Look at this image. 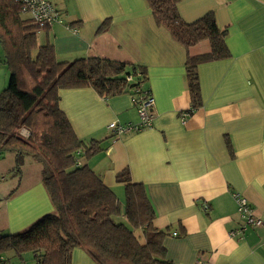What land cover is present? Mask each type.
Segmentation results:
<instances>
[{
    "label": "crops",
    "instance_id": "1",
    "mask_svg": "<svg viewBox=\"0 0 264 264\" xmlns=\"http://www.w3.org/2000/svg\"><path fill=\"white\" fill-rule=\"evenodd\" d=\"M51 2L62 21L39 29L37 44L49 42L58 61L94 56L146 69L140 87L154 98V116L152 125L140 131L117 135L108 127L112 121L138 123L131 92L104 98L91 87L58 91L59 107L76 136L86 145L100 141L102 150L86 163L115 194L118 221L128 225L124 183L116 180L127 170L133 183L144 186L155 213L152 225L170 232L163 245L172 264H264V0L177 3L186 22L213 12L217 24L227 28L230 52L227 58L197 64L201 106L184 121L181 113L191 107L186 54L206 52V41L186 50L156 26L145 0ZM106 20V28L99 30ZM0 66L4 89L9 71L1 45ZM0 157L14 165L13 152H0ZM40 168L26 156L16 191L0 204V227L9 233L54 211ZM236 195L262 221L242 234L237 233L243 219ZM133 232L145 242L143 228ZM14 255L6 252L2 264ZM71 264L97 263L77 247Z\"/></svg>",
    "mask_w": 264,
    "mask_h": 264
},
{
    "label": "trees",
    "instance_id": "2",
    "mask_svg": "<svg viewBox=\"0 0 264 264\" xmlns=\"http://www.w3.org/2000/svg\"><path fill=\"white\" fill-rule=\"evenodd\" d=\"M145 1L156 26L166 29L186 50L202 41L208 43L206 52L186 54L191 98L187 112L191 114L201 106L197 64L230 56L227 28L217 24L213 12L193 22L184 21L177 9L179 0ZM22 14L15 0H0V45L9 71L8 84L0 91V152L15 154L18 174L24 156L40 164L54 211L24 230L0 233V264L2 254L10 250L18 256L31 251L37 264H71L72 250L77 247L97 264H172L163 245L170 232L152 225L155 213L144 186L133 183L127 170L116 175L124 183L128 225L118 221L120 204L115 194L86 163L102 150L100 141L88 145L81 141L59 107L60 89L91 87L104 98L132 94L146 79V69L94 56L58 61L49 42L37 44L40 28L27 23L28 17L23 19ZM107 24L104 21L99 30ZM128 75L132 81L126 80ZM21 129L29 135L22 136ZM81 154L84 163L78 159ZM138 228H143L144 243L134 235Z\"/></svg>",
    "mask_w": 264,
    "mask_h": 264
},
{
    "label": "built area",
    "instance_id": "3",
    "mask_svg": "<svg viewBox=\"0 0 264 264\" xmlns=\"http://www.w3.org/2000/svg\"><path fill=\"white\" fill-rule=\"evenodd\" d=\"M21 6L24 15H27L30 22L36 27L43 29L51 26L56 22H61L60 10L51 2V0H15ZM126 80L132 81L130 75L126 76ZM134 93V94H133ZM132 93L133 103L136 106L139 121L132 124H120L112 121L108 127L114 131L115 134L123 132H135L148 128L152 125L154 98L149 90L138 88ZM189 115L187 111L181 113V118L184 119ZM80 163V162H78ZM237 212L243 219L242 225L237 229V233L242 234L247 226L260 225L262 221L256 217L252 209L249 207L247 200L241 196L236 195ZM175 234V233H174ZM233 234V233H232ZM198 263H203L198 260Z\"/></svg>",
    "mask_w": 264,
    "mask_h": 264
},
{
    "label": "rangeland",
    "instance_id": "4",
    "mask_svg": "<svg viewBox=\"0 0 264 264\" xmlns=\"http://www.w3.org/2000/svg\"><path fill=\"white\" fill-rule=\"evenodd\" d=\"M22 18L23 19L27 18V15L22 14ZM28 22H29V24L33 25L32 22L27 21V23ZM41 39H42V34H41V32H38L37 33V40H38L37 42H41ZM0 69H2L1 66H0ZM3 84H4V81H2V79L0 78V86H1L0 90L3 89V87H2ZM133 92L134 91H132V93ZM20 134L24 137H27L29 135V132L27 130L25 131V129H21ZM25 157L26 156H24V158H23V163L25 161ZM8 159L9 158L6 157L5 160L0 161V176H3V179H0V204H1V202H3V200L8 199L16 191L17 183H18V180H19V177L21 174V173L18 174V172H16L14 165L12 167H10V162ZM78 159L84 163V157L82 154L78 155ZM13 161L15 163V159L12 160V162H11L12 164H13ZM0 233L1 234H8L9 232L7 231L6 228L0 227ZM7 252H9V253L12 252L13 254H15L11 250L7 251ZM4 255H5V253L2 254L3 257H4ZM8 260H9V264H37L35 257H34V254L31 251L23 252L21 254V256H18L15 254L14 256H10Z\"/></svg>",
    "mask_w": 264,
    "mask_h": 264
},
{
    "label": "bare ground",
    "instance_id": "5",
    "mask_svg": "<svg viewBox=\"0 0 264 264\" xmlns=\"http://www.w3.org/2000/svg\"><path fill=\"white\" fill-rule=\"evenodd\" d=\"M24 230V229H23ZM199 258V257H198Z\"/></svg>",
    "mask_w": 264,
    "mask_h": 264
}]
</instances>
